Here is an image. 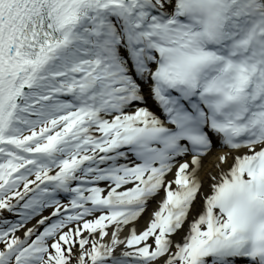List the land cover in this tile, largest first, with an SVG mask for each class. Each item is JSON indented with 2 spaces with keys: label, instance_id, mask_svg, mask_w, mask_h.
Here are the masks:
<instances>
[{
  "label": "snow or ice",
  "instance_id": "1",
  "mask_svg": "<svg viewBox=\"0 0 264 264\" xmlns=\"http://www.w3.org/2000/svg\"><path fill=\"white\" fill-rule=\"evenodd\" d=\"M0 264H264V0H0Z\"/></svg>",
  "mask_w": 264,
  "mask_h": 264
},
{
  "label": "bare ground",
  "instance_id": "2",
  "mask_svg": "<svg viewBox=\"0 0 264 264\" xmlns=\"http://www.w3.org/2000/svg\"><path fill=\"white\" fill-rule=\"evenodd\" d=\"M215 158H216V156H212V155L208 154V155L204 158L203 169H207V168H209L211 162H212L213 160H215ZM201 175H203V170L201 171ZM150 211H151V208H150ZM145 219H146V217L143 218V219H141V221L139 222V225H138L139 228H142Z\"/></svg>",
  "mask_w": 264,
  "mask_h": 264
}]
</instances>
